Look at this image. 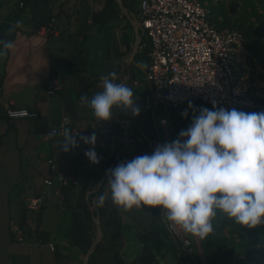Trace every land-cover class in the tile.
I'll use <instances>...</instances> for the list:
<instances>
[{"label":"crops","instance_id":"crops-1","mask_svg":"<svg viewBox=\"0 0 264 264\" xmlns=\"http://www.w3.org/2000/svg\"><path fill=\"white\" fill-rule=\"evenodd\" d=\"M140 2L139 12L135 13L133 0H0V23L8 22L11 26L20 22L9 39L15 47L0 60V264H131L144 248L140 233L158 228L159 223L154 222L148 207L129 212L118 210L123 234L118 249L117 234L114 224H109L108 213L106 237L101 224L102 211L97 210L95 216L90 208L97 196L108 192L110 197L107 183L110 169L106 167L138 155L127 141L126 123L136 135L145 137L143 122L151 114L157 129L152 88L145 78L148 61L143 64L141 57L137 59L142 38ZM50 23L53 33H37ZM111 72L117 73V82L132 88L139 116L115 109L111 121H98L92 109L81 102L82 96L90 100L102 91L101 77ZM50 77L59 84L52 95L47 91ZM8 99L19 107L36 111L38 117L8 118ZM64 115L72 117L68 128L71 131L83 127L86 136L95 135V151L102 155L103 163L81 169L80 184L66 190L68 196L63 205L58 197H53L40 209L31 210L28 203L38 195V188L50 189L43 185L45 177L54 175L48 159L54 158L60 167L72 169L75 150L78 158L84 148L76 137L78 147L68 152L60 149L63 137L51 130ZM8 140L13 149L6 151ZM84 175L89 177L85 191L81 184ZM11 179L15 181L12 184ZM34 216L40 220V237L30 233ZM143 216L148 222L147 229L140 226ZM16 234L23 235L24 241H17ZM100 236L102 241L93 250ZM40 238L42 243L36 241ZM136 239L141 243L140 254L135 253L134 241L128 243ZM49 240L57 241L54 251L46 244ZM173 241L168 236L164 238L163 246L154 250V260L171 264L168 261L171 254L165 247L168 243L169 251L177 258L171 248ZM163 248L165 253H161ZM127 254L132 258L126 259Z\"/></svg>","mask_w":264,"mask_h":264},{"label":"clouds","instance_id":"clouds-1","mask_svg":"<svg viewBox=\"0 0 264 264\" xmlns=\"http://www.w3.org/2000/svg\"><path fill=\"white\" fill-rule=\"evenodd\" d=\"M19 26V21L12 24L9 34ZM14 47V41L0 39V60ZM101 79L102 91L90 100L80 98L98 121H111L115 109L139 116L132 88L117 82L116 72ZM61 135L64 152L79 146L78 134L70 129ZM80 140L91 145L85 156L98 164L95 135ZM107 176L118 210L159 208L170 228L201 240L215 233L217 219L257 229L264 226V112L202 108L177 139L157 145L150 155L119 163ZM108 195L98 196V207L104 206Z\"/></svg>","mask_w":264,"mask_h":264},{"label":"built area","instance_id":"built-area-1","mask_svg":"<svg viewBox=\"0 0 264 264\" xmlns=\"http://www.w3.org/2000/svg\"><path fill=\"white\" fill-rule=\"evenodd\" d=\"M22 5L20 3V7ZM211 13L209 0H141L139 27L141 34L148 39L144 46L149 47L145 77L152 88L154 106L178 107L187 102L201 101L215 110L245 111L262 107L264 73L259 71L261 66L258 63L249 61L243 32L238 28L218 29L211 19ZM37 31L39 34L54 32L51 23ZM47 81V91L52 95L59 84L54 77ZM6 113L11 119L38 117L36 111L19 107L12 99L7 101ZM160 122L165 125L166 119ZM71 124L72 117L64 115L51 131L54 135H61ZM125 127L127 141L135 153L141 144L151 146L154 143L132 132L128 123ZM71 132L78 134L76 137L79 138L86 136L83 127H74ZM81 143L84 148L78 158L75 150V156L71 159L72 169L60 167L54 158L48 159L54 175L45 177L43 185L50 186V189L38 188V195L28 203L29 209L38 210L53 197H58L60 205H63L68 196L66 190L80 184L81 169L85 165H102V155L97 153L100 162L93 164L85 156L91 145ZM97 198L90 205L95 216ZM39 225V218L34 216L30 229L39 231ZM169 229L182 249L192 256L193 264H197L190 234L174 227ZM15 239L24 241V236L16 234ZM36 241L42 243L43 240ZM46 244L54 251L57 241L49 240ZM150 264L169 263L156 258Z\"/></svg>","mask_w":264,"mask_h":264},{"label":"trees","instance_id":"trees-1","mask_svg":"<svg viewBox=\"0 0 264 264\" xmlns=\"http://www.w3.org/2000/svg\"><path fill=\"white\" fill-rule=\"evenodd\" d=\"M264 2V0H260ZM23 8V7H21ZM257 12V11H256ZM256 14V13H255ZM259 16V19L261 20L264 14L262 13H257ZM49 18V17H48ZM47 18V19H48ZM47 19L42 22V24L47 22ZM226 24L221 23L220 25L217 26L218 29H223L225 28ZM10 25H8V22L6 23H0V39L4 40H9L13 37L14 32L10 33L8 32ZM229 28H235V27H229ZM258 31L253 30L252 27H248V30L245 31V35L250 39L251 35H257ZM141 41H140V46L141 50L137 54L138 56L141 57L142 63L146 64L148 61V52H149V47L144 46L145 43H148V39L146 35L141 34ZM260 40V39H259ZM257 39L253 43L255 45L257 42H259ZM248 42V40H247ZM248 47L252 52H258L257 50L254 51L253 48L250 46V43H248ZM257 48V47H256ZM140 49V48H139ZM257 54V53H256ZM262 107L255 108L250 110L251 112H264V101L261 102ZM208 106L211 109L215 110L212 106L203 103L201 101L198 102H187L184 103L178 107H167L164 108L162 104H157L155 106V116L156 114H162L165 109L166 111H185L186 113L190 112L193 114V116H198L200 113V110L202 109V106ZM190 109V110H189ZM165 112V111H164ZM163 118V117H162ZM156 119V118H155ZM159 124L161 121V117L158 118ZM144 124H146V129H144V135L147 139L154 141V143L149 146L145 144H141L139 149L137 150V153L139 155H144V154H152L156 148L157 145H161L160 140L157 139V134H156V129H154V122L151 117V114H148L145 119H144ZM172 136V141L177 139L179 135L177 133H174L171 135ZM122 160H117L116 163L114 164L113 168H115L119 163H121ZM89 177L82 176L81 181L83 184L82 187L84 188V191L86 190L87 185L89 184ZM99 211H102V215L104 218H102V228L104 230V233L107 237V225L105 223V217H107V213L109 216V224H114V233L116 235V244L118 246V249H120L121 243L122 242V228H121V218L118 214V209L117 207L112 203L111 197H109L106 201L103 207H98ZM152 212V218L157 225L158 228L155 229H149L146 230L144 233H140L139 237L141 241L144 244V248L142 253L133 261L131 264H150L154 258H155V249H160L161 246H163L164 238L169 236V233L171 232L167 223L165 222L163 218V212L159 208H150ZM231 224H236L232 220H224L222 221L221 224V231L214 233L207 237L206 239L201 240L202 245L205 250V255L207 258V261H209L210 264H233L231 262L230 256L235 253L236 249L230 248L229 243L232 242V244H236L238 249H241L245 251V255L247 256V260L250 264H264V245L257 246L258 243L264 242V226H261L257 229L253 230H248L246 235L242 237L241 240L236 241L235 236L232 234L230 235V232H224L225 229L228 227L229 223ZM30 233L35 235V236H42V231H34L30 229ZM42 239V238H40ZM43 240V239H42ZM106 240V238H105ZM178 240L174 238V241L171 245L172 251L177 254V256L180 259V264H193L192 261V256L186 253L183 249L182 246Z\"/></svg>","mask_w":264,"mask_h":264},{"label":"rangeland","instance_id":"rangeland-1","mask_svg":"<svg viewBox=\"0 0 264 264\" xmlns=\"http://www.w3.org/2000/svg\"><path fill=\"white\" fill-rule=\"evenodd\" d=\"M139 1L140 0H133L132 3V10L135 13L139 12ZM210 8L212 10L211 13V19L212 21L218 26L221 23H225V28L229 27H235L241 30L245 36L246 39V48L249 55V61L253 64L258 63L260 67V72L264 73V16L262 19H259V16L257 13L264 14V2L260 0H209ZM257 11V12H256ZM256 13V14H255ZM248 27H252L253 30H257V35H251L250 39L245 35V31L248 30ZM259 40L257 44L253 43L256 40ZM248 40V42H247ZM248 43H250V46L253 48L254 51L258 52H252L250 48L248 47ZM257 47V48H256ZM140 58V56H137V59ZM142 79H144L143 73H141ZM146 78V77H145ZM202 108H207L209 110H213L210 107L204 105ZM165 109L162 114H156V123H157V139H159L161 142V145L164 143H171L172 142V134L177 133L179 135L181 130L187 129L193 119V114L188 112L187 115H182V113H185V111H166ZM190 110V109H189ZM244 112H251L250 109L245 110ZM166 119V124L162 125L159 124L158 118ZM163 117V118H162ZM13 149V143L11 140H8L6 151ZM1 163V161H0ZM4 167V166H2ZM14 179H11L9 183H14ZM28 193V192H27ZM142 216V213L140 214ZM224 220H228L227 218L223 219H217L214 221L215 226V233L221 231V222ZM229 225L225 229L224 232H230V235L232 234L235 236L236 241H239L244 237L248 231L247 228H243L240 225L237 224H231L228 222ZM141 228L147 229L148 228V222L146 218L142 217V223H140ZM192 240L194 241V247H195V256H196V262L197 264H210L209 261H207L205 250L202 245V241L199 238H196L192 235ZM128 237L130 235L128 234ZM169 238H173V233H169ZM136 243L135 244V253L139 252V254L142 251V248L140 247L141 243L138 239L128 241V243ZM264 245V242L258 243L257 246ZM231 245V246H230ZM230 248L236 249L235 253H233L230 256L231 262L233 264H250L247 260V256L244 254L245 251L238 249L236 244H232V242L229 243ZM167 250H166V249ZM161 250V253H165L166 251L170 252L171 257H168V261L171 264H179L178 258L175 257L174 254L169 251L168 243L166 244V247ZM166 250V251H165ZM131 254V253H130ZM127 254L125 256L126 259L132 258V255ZM137 255V254H136ZM105 257V256H104ZM106 258V257H105Z\"/></svg>","mask_w":264,"mask_h":264},{"label":"water","instance_id":"water-1","mask_svg":"<svg viewBox=\"0 0 264 264\" xmlns=\"http://www.w3.org/2000/svg\"><path fill=\"white\" fill-rule=\"evenodd\" d=\"M138 47H139V41H137V42H136V45H135V50H136V51H137ZM112 166H113V164H110L108 168L111 169ZM107 172H108V171H107ZM99 227H100V230H101V226H100V224H99ZM101 236H102V234H101ZM101 236L99 237V240L97 241V243L93 246V250L96 248L97 245H99V244L101 243V241H102V237H101Z\"/></svg>","mask_w":264,"mask_h":264}]
</instances>
